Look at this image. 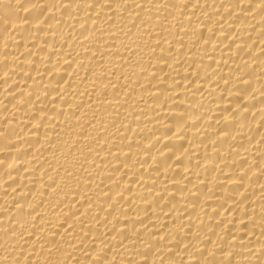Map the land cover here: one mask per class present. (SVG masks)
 <instances>
[{
	"label": "bare ground",
	"instance_id": "obj_1",
	"mask_svg": "<svg viewBox=\"0 0 264 264\" xmlns=\"http://www.w3.org/2000/svg\"><path fill=\"white\" fill-rule=\"evenodd\" d=\"M0 264H264V0H0Z\"/></svg>",
	"mask_w": 264,
	"mask_h": 264
}]
</instances>
